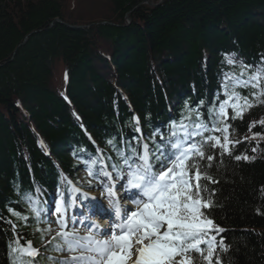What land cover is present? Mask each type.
<instances>
[{
  "label": "trees",
  "instance_id": "16d2710c",
  "mask_svg": "<svg viewBox=\"0 0 264 264\" xmlns=\"http://www.w3.org/2000/svg\"><path fill=\"white\" fill-rule=\"evenodd\" d=\"M90 1L0 0V264H10L17 238L38 250L35 264H52L53 239L25 193L39 189L46 209L76 161L102 156L111 168L126 144L141 146L137 118L150 149L157 124L195 120L194 109L210 122L223 73L242 71L227 55L250 74L264 65V0H164L137 10L146 0H107L103 11ZM263 117L255 107L232 122L250 148L264 147ZM243 147L229 156L207 148L215 159L200 162L211 177L201 180L213 205L205 212L223 229L213 233L224 245L213 264H264V156L236 160Z\"/></svg>",
  "mask_w": 264,
  "mask_h": 264
},
{
  "label": "snow or ice",
  "instance_id": "6c2138e0",
  "mask_svg": "<svg viewBox=\"0 0 264 264\" xmlns=\"http://www.w3.org/2000/svg\"><path fill=\"white\" fill-rule=\"evenodd\" d=\"M228 63H233L231 58ZM262 79L264 65L239 83L244 87L259 88ZM225 94L228 99L209 109L210 122L206 123L199 109H194L197 113L195 120L189 115L179 123L172 122L167 134L154 133L149 138L154 145L151 149L148 143H143L142 151L139 143L126 144L125 150L117 151L119 161L111 165V171L100 157L84 162L88 176L96 178L107 193L113 219L104 227L83 213L69 216L68 208H74L80 200V189L75 186L66 188L67 198L65 193H60V201L55 206L58 214L55 222L60 230L53 238V250L72 255L58 264H178L177 256L184 257L179 264H193V255L211 264L215 242L213 233L223 229L205 212L213 205L210 196L208 199L204 197L208 189L201 180H211V177L201 172L200 162L215 159L212 155L205 156L207 148L218 147L228 151V136L223 135L222 143L220 136L212 134L227 132V109H233L235 115L231 118L235 119L241 116L242 108L251 106L247 97H241L234 90ZM261 94L264 90L253 93L257 99ZM233 97L236 102H231ZM241 99L243 105L239 104ZM135 131L140 132L138 126ZM205 133L210 134L206 136ZM135 139L139 141L140 138ZM107 143L115 147L112 140ZM240 158L236 157L237 160ZM98 164L99 168L96 167ZM67 184L71 185V181ZM36 191L35 198L25 193L23 199L39 224L47 221L43 220L46 213L38 198L40 190ZM117 191L122 192L134 207L121 205ZM83 195L87 198L86 193ZM9 211L21 220L28 219L12 209ZM12 227L15 231L14 224ZM201 245L206 247L202 249ZM9 254L10 264H35L34 258L39 253L30 241L21 246L17 238L9 244Z\"/></svg>",
  "mask_w": 264,
  "mask_h": 264
},
{
  "label": "rangeland",
  "instance_id": "374dc122",
  "mask_svg": "<svg viewBox=\"0 0 264 264\" xmlns=\"http://www.w3.org/2000/svg\"><path fill=\"white\" fill-rule=\"evenodd\" d=\"M86 3L87 2H89V0H84ZM97 1H101L102 3H101V8H102V11L103 10H105L106 8H108V3H107V0H95V2H97ZM152 1V0H151ZM150 1V2H151ZM162 1H164V0H161L160 2H162ZM94 1H90V4L91 3H95ZM152 3L154 4V5H156V3H154V0L152 1ZM158 4V3H157ZM98 8H99V5H98ZM101 8H99V11H100V9ZM228 56V55H227ZM230 56V55H229ZM226 58V57H225ZM232 60L234 59V57L233 56H231L230 57ZM227 59V61H228V59L229 58H226ZM241 80H247V79H244V78H242V77H233L232 75H225V80L223 81V83H222V86L225 88V86H227V84H229V86H234V85H236V87L235 88H239V87H244L242 84H240L239 83V81H241ZM223 88V93L224 94H222V95H226L225 93H226V88L224 89ZM249 88H252L253 90H255V92L254 93H260L262 90H264V79H262V81H261V84H260V87L259 88H253V87H251V86H249ZM248 98V97H247ZM226 99H228V97L226 98H223L222 100H220V102H223L224 100H226ZM248 100H249V102H250V104H251V106L250 107H246V108H242L241 109V116H239V117H237V118H239L240 120H242V117L243 116H245L252 108H254V107H259V108H261L262 110H263V112H264V94H261V95H259V98L257 99L253 94H252V97L251 98H248ZM219 102V103H220ZM231 102H236L235 101V98L233 97V100L231 101ZM243 103H244V101H243V99H241L240 101H239V104H241V105H243ZM227 113H228V117H229V115L231 114V113H234V111H233V109L231 108V107H229L228 109H227ZM264 118V117H263ZM227 121H228V118H227V120L225 121L226 123H227ZM227 125H228V129H227V132L226 133H221V132H215V133H212V134H214V135H216V136H220L221 137V142L223 143L224 141H223V135H227L228 136V141H229V143H228V151H225L226 153L228 152V154L230 153V152H232V147H234V150L236 149V148H238L239 147V149H237L236 151H239V150H241L242 149V147L243 146H247V148H248V150L247 149H245L244 147H243V153L244 154H236V157L237 156H239V157H241L240 159H247V160H251L252 158H253V155H256V154H261V156H264V147L263 146H254V145H251V148L245 143V141L241 144V142H242V135H240V134H237V133H235V132H233V130L231 129V126L227 123ZM220 127H223V124H221L220 125ZM262 132H264V129L262 128V130H261ZM210 134V133H209ZM218 148V147H217ZM218 149H221V148H218ZM250 152V153H249ZM235 157V158H236ZM246 157V158H245ZM239 159V160H240ZM237 160V159H236ZM80 173V171H78V174ZM79 181H80V183L81 184H85V185H87V186H95V189L96 190H94V191H91L90 193H86V192H83V191H81L80 190V193H78V195L80 196V201L84 204V205H90V200H91V196L93 197V199H98L100 202H107V203H109V200H107L105 197L107 196V193L104 191V189L99 185V183L98 182H92L91 181V183H89V181L85 178V175H84V173H80L79 174ZM84 193H86L87 194V198H84ZM116 195L119 197V196H121V193H120V191H117V193H116ZM122 198L123 197H119V202H121V200H122ZM60 200H56V201H54V203L52 204V208H51V211H52V214L50 215V218L51 219H53V222H51V223H49V224H47L46 225V229L48 230V229H51V231H47V234H48V236L51 238V237H54V236H56V233H57V231H59L60 229H59V226H58V224L55 222L56 220H57V218H58V214L55 212V206H56V204L59 202ZM131 203V206H133L134 207V205L132 204V202H130ZM121 204V203H120ZM69 216H73V215H75L74 213H73V211H71V213H69L68 214ZM75 216H78V215H75ZM55 219V220H54ZM81 231L83 232V229H81ZM215 242H216V239H215ZM214 242V250H215V247H216V243ZM206 246L205 245H201V248L202 249H204ZM70 255H72V254H70V253H67V252H65L64 254H54L53 255V257L54 258H59V259H69V257H70ZM205 255H207V252L205 251ZM184 259V257H181V258H178L177 259V262H178V264H179V262L180 261H182ZM206 262H208L207 260H205Z\"/></svg>",
  "mask_w": 264,
  "mask_h": 264
},
{
  "label": "bare ground",
  "instance_id": "6f19581e",
  "mask_svg": "<svg viewBox=\"0 0 264 264\" xmlns=\"http://www.w3.org/2000/svg\"><path fill=\"white\" fill-rule=\"evenodd\" d=\"M153 1V0H152ZM151 1V2H152ZM151 2L149 1V0H146V1H144L141 5H139L138 7H136L135 8V10H137V9H139L141 6H143V5H146V6H149L150 4H151ZM159 4V3H158ZM157 5V4H156ZM149 7H151V6H149ZM153 7V6H152ZM128 21H129V23L131 22V20H130V18L128 17ZM90 159H93V157H85V158H83L82 160H88V161H90ZM77 174H78V172H77ZM57 192V191H56ZM55 192V193H56ZM121 193V196H119V197H124V194L122 193V192H120ZM79 212H80V209H79ZM81 213V212H80ZM112 214V209H110V210H107L105 213H103L102 214V216H107L108 214ZM107 219V218H106ZM106 219H104V221H105V223H108L107 222V220ZM112 219H113V216H112Z\"/></svg>",
  "mask_w": 264,
  "mask_h": 264
},
{
  "label": "water",
  "instance_id": "95a60500",
  "mask_svg": "<svg viewBox=\"0 0 264 264\" xmlns=\"http://www.w3.org/2000/svg\"><path fill=\"white\" fill-rule=\"evenodd\" d=\"M161 3H163V1L162 2H160L159 4H157V5H154L152 2H151V4L149 5V6H153V7H158ZM57 22H59V21H57Z\"/></svg>",
  "mask_w": 264,
  "mask_h": 264
}]
</instances>
